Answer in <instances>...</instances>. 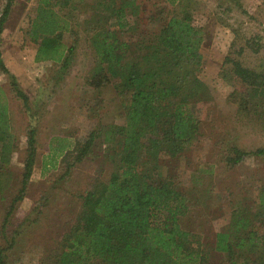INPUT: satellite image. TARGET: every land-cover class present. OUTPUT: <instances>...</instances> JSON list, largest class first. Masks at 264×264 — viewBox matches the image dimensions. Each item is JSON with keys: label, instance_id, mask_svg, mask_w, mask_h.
Returning a JSON list of instances; mask_svg holds the SVG:
<instances>
[{"label": "trees", "instance_id": "16d2710c", "mask_svg": "<svg viewBox=\"0 0 264 264\" xmlns=\"http://www.w3.org/2000/svg\"><path fill=\"white\" fill-rule=\"evenodd\" d=\"M134 1L92 0L93 12L82 22L85 42L94 55L89 85L112 87L121 101L123 123L91 132L83 144H74L70 150L65 151L67 145L61 140L49 149L42 172L55 168L57 158L65 161L72 156L64 173L69 174L100 133L105 143L116 139L115 146L108 149H115L118 168L106 181L96 180L90 186L75 223L43 264H264V187L248 208L237 201L227 225L208 241L193 227L198 202L190 200L177 184L154 178L161 159L165 157L169 163L178 160L202 135L195 99L205 87L195 75L202 62L203 37L187 13L173 11L165 16L164 10L156 12L161 24L157 30H141ZM166 1L170 7L183 3ZM13 2L6 0L0 34ZM67 8L75 10L73 0H37L27 31L37 48L35 61L60 63L61 71L68 67L73 52L62 43L65 31L72 32L69 15H60ZM148 19L156 22L152 16ZM231 54L225 57L219 76L239 85L229 96L236 105V122L245 118L264 131V61L247 66ZM0 72L7 77L14 96L30 111L28 98L5 67L1 53ZM16 150L0 87V201L9 193L8 181L3 184L4 174ZM230 150L225 160L229 167L248 156L264 159V148ZM35 157V131L30 129L19 188L11 194L6 217L25 195ZM216 258L223 263L214 262ZM0 264H7L5 250H0Z\"/></svg>", "mask_w": 264, "mask_h": 264}, {"label": "rangeland", "instance_id": "374dc122", "mask_svg": "<svg viewBox=\"0 0 264 264\" xmlns=\"http://www.w3.org/2000/svg\"><path fill=\"white\" fill-rule=\"evenodd\" d=\"M91 2L73 0L75 10L60 12L61 16L69 15L67 20L72 26V32L67 29L63 35L62 43L73 48L70 63L63 71L60 63L35 61L37 48L27 31L37 0H14L0 34L2 61L27 96L30 108L24 109L11 92L7 77L0 72L11 133L17 140L9 171L4 174L3 184L8 181L9 193L0 201V250H5L7 264H43L75 223L82 197L90 186L96 180L106 181L118 168L115 149H108L115 146L116 139L105 143L100 133L82 161L71 166L69 174L64 173L72 164V156L65 161L57 158L55 168L42 172L49 149L57 147L61 140L67 145L65 151L70 150L74 144H83L91 132L123 123L121 101L112 87L96 89L89 85L95 68L94 55L85 42L82 22L93 12ZM182 2L170 7L166 0L134 1L140 12L141 30H157L161 24L156 12L164 10L165 16L173 11L187 13L203 37L202 62L195 75L205 87L195 99L202 135L178 160L169 163L167 158L161 159L154 178L177 184L190 200L198 202L193 227L210 241L227 225L232 206L240 200L248 208L264 187L263 158L248 156L235 167L226 165L231 147L246 151L264 148V131L245 118L236 122V105L229 96L239 85L227 83L219 76L229 53L247 66L264 61V0ZM5 4L6 0H0V17ZM150 16L156 21L154 24L148 21ZM147 23L153 25L147 27ZM254 110L250 103L249 111ZM30 129L35 131V164L23 199L6 217L11 194L19 188ZM214 262L223 263L217 258Z\"/></svg>", "mask_w": 264, "mask_h": 264}]
</instances>
